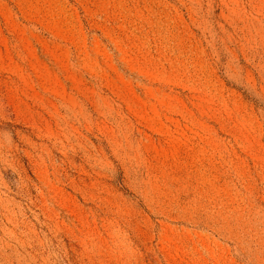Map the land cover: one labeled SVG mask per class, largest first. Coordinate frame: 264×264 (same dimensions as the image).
<instances>
[{
    "label": "rangeland",
    "instance_id": "obj_1",
    "mask_svg": "<svg viewBox=\"0 0 264 264\" xmlns=\"http://www.w3.org/2000/svg\"><path fill=\"white\" fill-rule=\"evenodd\" d=\"M0 264H264V0H0Z\"/></svg>",
    "mask_w": 264,
    "mask_h": 264
}]
</instances>
